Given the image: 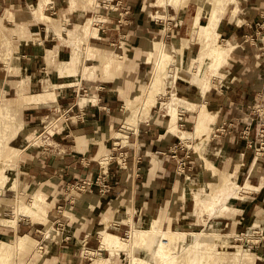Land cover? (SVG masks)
I'll list each match as a JSON object with an SVG mask.
<instances>
[{
  "label": "crops",
  "instance_id": "obj_1",
  "mask_svg": "<svg viewBox=\"0 0 264 264\" xmlns=\"http://www.w3.org/2000/svg\"><path fill=\"white\" fill-rule=\"evenodd\" d=\"M44 1L0 0V102L20 106L15 108L25 124L12 142L25 138V144L13 147L21 151L17 164L23 195L31 200L40 192L48 205L46 223L23 217L17 229H7L36 241V255L26 264H91L85 251L100 248V232L123 237L133 226L147 228L154 221L163 230L211 228L230 234L235 246L248 245L242 236L259 228L263 239L250 243L257 255L254 264H264V155L254 149L264 130V0L227 5L217 32L220 43L229 42L233 51L205 94L203 84L173 80L167 86L169 93L176 92L191 104L179 108V129L195 132L197 119L205 112L203 135L184 140L173 133L172 116L156 102L159 106H153L148 120L129 135L128 144L115 138L125 121L123 106L145 90L143 80L152 72L164 42L170 40L185 60L199 55L202 44L193 24L198 15L207 22L210 11L199 12L193 1L176 8L161 7L159 0H111L113 9L99 0L102 19L94 28L97 36L92 29L86 52L76 56L77 41L68 31L97 12L85 0H76V6L71 0H47L45 9L60 20L54 26L34 12ZM73 60L74 74L63 75ZM54 87L55 100L28 102ZM21 93L28 103H21ZM243 130L248 132L244 138ZM34 132H41L47 146L30 145L28 134ZM103 171L108 173V192L94 185L85 192L72 189L75 184H93ZM222 174L231 175L240 186L249 183L256 191L231 198L230 209L222 216L205 209L197 212L196 193L220 184ZM3 200L0 214L12 208ZM1 230L6 231L0 226ZM111 261L122 264L120 255Z\"/></svg>",
  "mask_w": 264,
  "mask_h": 264
},
{
  "label": "bare ground",
  "instance_id": "obj_2",
  "mask_svg": "<svg viewBox=\"0 0 264 264\" xmlns=\"http://www.w3.org/2000/svg\"><path fill=\"white\" fill-rule=\"evenodd\" d=\"M47 2L48 1L46 0L42 4L39 3L40 5H38L37 7L42 17L48 16L45 13V4L50 3ZM234 2L235 0H214V8L212 11L209 12L210 14L207 23L202 24L200 20V15L195 20L194 25L199 34L203 37L205 48L200 56V61L194 63L197 64V66L193 65L192 72L194 76L204 81L203 86H200L203 89V94H205L206 91H208V89H210V87L214 85L213 78L216 76L215 74L222 69L224 63L228 61L230 53L233 51V45H231L229 42L220 43V35L217 32V29L221 17L226 11L227 5ZM168 4L167 2H163L161 7H167ZM71 5L75 6L76 0H71ZM48 18L51 22H53V24L57 21H60H55L56 19L54 20L50 16ZM92 24H94V19L89 18L84 24L85 30L87 31L89 27H92ZM94 30H96L94 34L95 36H97L98 30ZM74 51L77 56L79 53V49L75 47ZM159 52L160 57L156 68L157 70L151 78L150 86L145 96V101L147 103L144 101V103L141 104L142 108H138L139 104H137L136 106L132 100L130 103L128 102L126 105L123 106L124 114L127 115L126 122L122 127H120V131L117 133L116 140L123 139V141L121 140L122 142H128L129 135L132 132L136 131V128H138L139 126V122L141 119L138 121L136 118L142 117L141 110H143L144 115L147 114L149 117L151 108L156 102L157 95L161 94V92L165 90L164 82L165 79H167L166 76L170 63L175 61V49L170 43H164L162 44ZM153 53L154 52H150L149 54V62H151L154 57ZM76 56H74V59L76 58ZM207 60L209 61L208 66L204 67L205 61ZM74 64L75 60L65 65L66 68L65 71L62 72V74H71L73 72L72 66H75ZM85 70L89 72L90 69L86 67ZM55 89L56 87H54L53 90L46 89L43 95L36 96L35 99H30L28 102H42L45 100L44 97H47L49 100H55ZM170 99V102L163 103V105L167 106L166 108L168 109L169 114L172 116V121L170 122L171 131L173 133L179 134L184 140L202 136L203 132L206 130V122L208 121L207 114L204 112V116L201 115L197 119L198 122L195 128V132H183L179 129L177 123V119H179V108H191V104L184 101L176 94H173ZM84 101L85 99H82V102ZM7 115H9L8 107H1L0 119L2 120L4 118H7ZM136 120L138 123L136 122ZM11 128L15 127L11 126ZM11 128L8 125H4L3 130H1L0 132V137L2 139L0 140V146L3 140L10 139L6 138L8 135H11V139L15 138L19 131H21L22 127H18L15 130H12ZM0 156H2V151H0ZM211 167L213 166L211 165ZM4 172L5 170L4 168H2V170H0V184H4V182H7L6 180H8V176L4 175ZM231 177V175H226L225 178L228 181L215 187L211 192H205V194H203L204 189L202 188L201 195L199 193H196L195 202L197 204V212L203 211V209H205L211 215L217 214L218 216H222L224 215V212L229 211L230 208L228 202L229 200H231V198L239 199L242 198L243 192H252V190H255V188L249 183L245 186H240L237 182H234L233 180L229 181ZM46 204L47 202L43 194L37 192L35 195L32 196L30 202L19 200V204L15 210L12 219H1L0 224L4 227L15 228L16 224H18L19 222V219L24 216H32L34 218L41 219L43 222H47L48 211L45 208ZM258 225L259 224L256 223L254 227H257ZM253 231L254 232L252 234L242 236L243 240H246L248 242L255 240L256 235L260 233V229L254 228ZM100 233V248L98 250L86 249L85 251V253L89 255L93 261V263L91 264H108L112 258L116 257V255H120V252L126 253L129 259V264H154L155 260H157L156 264H181V261H179L178 259L179 256L182 254L185 255V261L182 264H220L224 262L225 252L220 251L219 247L220 245H222V248L226 247V241L231 242L230 238L232 239L230 234L223 235L216 231H206V229L202 232L161 230L157 228L156 221H154L147 228L133 226V228L128 232L127 236L125 237H119L105 230ZM235 237L241 236L236 235ZM24 240L25 239L20 237L16 243L12 244L0 240V264H7L6 261L11 256V249L13 248V246H23ZM219 241L221 242V244H218ZM142 249L146 251H153L154 260L152 262H150L149 260L147 261L137 255L136 252ZM102 251L109 252L110 258H105L102 254ZM256 257L257 255L250 249L242 250L240 248H237V250L234 251L232 254L233 261L231 264H243L244 261L247 263L254 264Z\"/></svg>",
  "mask_w": 264,
  "mask_h": 264
},
{
  "label": "rangeland",
  "instance_id": "obj_3",
  "mask_svg": "<svg viewBox=\"0 0 264 264\" xmlns=\"http://www.w3.org/2000/svg\"><path fill=\"white\" fill-rule=\"evenodd\" d=\"M85 1L87 3H89L91 8H93L95 10V12H97L95 14V16L93 17L94 24H92V27H89L87 29V31H86L85 28H84V24L89 19L88 18L87 20H85L83 25L77 26L75 31H68L69 37L72 36L73 39L75 41H77V42L73 43L74 44L73 47H76V48L79 49V51H82V54H84V52H86V49L88 48V46L86 44V41H88V39H89L90 31L92 29L94 30V28L97 27L95 25L98 22V20L102 19V17H99V13H98V12H101V8H98L99 7V5H98L99 0H85ZM191 1L197 3V5L199 7V12H209V11H212L213 8H214V6H213L214 5V0H167V1L166 0H159L158 4L162 5L163 2H167V4L169 3L170 5H172V6L176 7V8H178V7L180 8V7L184 6L185 4H187L189 2L191 3ZM104 2L106 3L105 5H108V8H112V7H110L111 0H104ZM35 11H38V8H36ZM47 11L48 10L45 9V13L48 16L47 17L43 16V17L44 18L46 17L45 19L49 20L48 17L50 16V12L51 11H48V12ZM38 12H40V11H38ZM43 17H42V19H44ZM89 17H91V16H89ZM197 17H199V15ZM208 17H209V15H208ZM206 23L207 22H205V21L202 22V24H206ZM94 31L96 32V30H94ZM193 33L196 36L199 35L200 42L202 44V47H201L202 49H201V52L199 53L198 56H193L192 58H189L188 60H185L180 55L181 51H177L175 46L172 45L174 47V49H175V53H174V60L175 61L170 63L169 69L167 71V76H166L167 79H165V82H164V89L165 90L162 91L161 94H158L157 98H156V102L162 104V107H164V106L167 107L166 105H163V103L170 102L171 101V99H170L171 95L176 93V92L169 93V91L167 89V86L173 80H175V81L178 80V81L185 82L187 84L189 83V84H193V85H197V86H201L202 84H204V81H202L201 79H199L198 77L193 75L192 67H193V65L197 66V64H194V63L200 61V56H201L202 52L204 51L205 43L203 41V37L199 34V32L197 31V29H196L194 24H193ZM164 43H170L171 44L170 40L168 42L166 41ZM90 56H92L93 58H98L97 55H90ZM106 56L107 55H105L104 57L101 58V62H105L104 58ZM159 57H160V53L156 54V56L154 57L153 65H152L153 70L148 75V77H146V79L143 80V83H145V85H146L145 90L138 92L137 96L134 97V99H132L133 103H135L136 106H137V104H139L138 108H140L141 104H143L144 101H145L146 92H147V90H148V88L150 86L151 78L153 77V75L155 74V72L157 70L156 68H157ZM208 63H209L208 60L205 61L204 67H207ZM227 63H228V61L224 63V66ZM89 71H91V69ZM221 71L222 70H220L219 72H217L215 74L216 76L213 78L214 84L218 80V78L220 77V72ZM86 72H88V71H86ZM44 99L47 100V98H44ZM20 100H21V103H23V104L24 103H28V102H25L26 98H25V96L22 93L20 94ZM132 100H129V103ZM156 102H155L154 106L157 104ZM156 106L158 107L159 104L156 105ZM1 107L2 108H7L8 107L9 115H7V118H4L2 120L0 119V132H1V130H3L4 125L10 126V128H11V126L15 127V128H11L12 130H15L18 127H22V128H21V131H19V133L13 139H11V135H8L6 138H10V139L3 140V142L1 143V146H0V151H2V156H0V170H2V168H4V170H5L4 173L5 174L4 173L3 174L8 176V180H6L7 182H4V184H0V203L5 202V200H3V198H4V199H7L6 202H8V204H10V206L12 207L11 210H5V211L3 210L2 211V214H0V220L1 219H12V217H13V215L15 213V210H16L18 204H19V200H23L25 202H30V200H29L30 197L23 195L24 189H23V185L21 184V181H20V178H19L20 169H19V165L17 163H18V160H19L18 158L21 156V151L18 150V149H14L13 148V147L17 148V145L15 144L17 142L25 144V142H24L25 138H24V136L22 138L20 137L19 138L20 140L18 139L16 142L12 143L13 141H15L22 134V132L24 130V126H25V124H24V122L22 120V115H21L20 110L18 108H15V107H20V106H18V105L14 106V104H12L11 102H7L6 100H3L2 102H0V108ZM141 111H142L141 112L142 113V117L136 118V119L138 121L141 119L140 122L148 120V118H149L148 115L147 114L144 115L143 110H141ZM126 117H127V115L125 114V121L123 122L121 127L126 122ZM145 117H147V118H145ZM137 120H136V122H137ZM140 122H139V124H140ZM118 129L119 130L116 132L115 138L117 137V133L120 131V128H118ZM136 131H137V128H136ZM28 135H29L28 141H29L30 145H32V146L44 147V146H47L46 144L49 143V141L47 143H44V141L46 139H44V141H43L41 132H34L33 135H31V134H28ZM0 136H1V134H0ZM0 140H2L1 137H0ZM121 140L123 141V139H120V141ZM26 144H28V142ZM123 144H127V143L123 142ZM207 166H208L207 168H209L210 170L212 169L211 171H212V173L214 175L218 174V170L216 168L213 169V167H211L210 163H207ZM226 175H224V174L221 175L220 184H218V185H216L214 187L212 185H210L206 189L204 188L203 194H205V192L207 193V192L213 191V189L215 187H217V186L221 185L222 183H225L226 181H228L225 178ZM232 180L234 182H236V180L233 177H231L229 181H232ZM8 190H11V191H8ZM35 194H33V195H35ZM32 196H31V198H32ZM45 208L48 211V205L47 204L45 205ZM196 210H197V204H196ZM4 213H6V214H4ZM24 217L31 218V219H33L35 221L43 222L41 219H37V218H34L32 216H24ZM21 218H23V217H21ZM43 223H46V221L43 222ZM156 225H157L158 229L163 230L159 226L158 222L156 223ZM0 226H1V228H5V230H6V231H4V230L0 231V240L6 241L7 243L12 244V243H16L17 240L20 237L25 239L24 242H23V246L22 245L20 247H16L15 245L13 246V248L11 249V256L6 261L7 264H26L30 257H33L34 255H36L35 253L37 252V248H36V241L34 239H32L29 236L22 235V234L17 235L15 233H10V232L7 231V229L9 227H4L1 224H0ZM17 227H18V224H16L15 228H10V229H17ZM168 230H171V229H168ZM174 231H177V230H174ZM181 231H183V230H181ZM202 231L203 230L197 231V232H202ZM206 231H215V230L211 229V228L210 229L206 228ZM184 232H188V231H184ZM48 233H49V231L45 230V234L48 235ZM127 234L125 236H127ZM125 236H123V237H125ZM260 236H261V233H259V235L257 234L256 235V239L253 240L252 242L260 243L261 240L263 239V237L262 236L260 237ZM231 243L232 242H227L226 241L225 244L227 246L223 247V248H222V245H220V247H219L220 251L225 252L224 262L220 263V264H231L232 261H233L232 254H233L234 251L237 250V248H240L242 250H246V249H250L251 250V246H252V244L250 242H246L248 244L246 246H235V245H231ZM218 244H221V242L219 241ZM105 253L107 255H105ZM105 253H104V257L105 258H110L109 252H105ZM136 253L141 258H143V259H145L147 261L149 260L150 262H152L154 260L153 251H151V250H147L146 251V250L142 249V250H138ZM184 256H185L184 254L179 256L178 260L181 261V264L184 263V261H185ZM120 257H121V260H122V262H121L122 264H129V259H128V257H127L125 252H120ZM116 258L119 259V255H116ZM91 263H93V262H91ZM156 263H157V260H155L154 264H156ZM108 264H112V261H110ZM243 264H253V263H247V262L244 261Z\"/></svg>",
  "mask_w": 264,
  "mask_h": 264
},
{
  "label": "built area",
  "instance_id": "obj_4",
  "mask_svg": "<svg viewBox=\"0 0 264 264\" xmlns=\"http://www.w3.org/2000/svg\"><path fill=\"white\" fill-rule=\"evenodd\" d=\"M247 133H248L247 130H243V132L241 134L242 138H244L247 135ZM254 149H255L256 154H258V156L264 155V130H262L261 134L259 135V145ZM182 166H183V164L181 165V167ZM185 176H186L187 180H191V175L185 174ZM92 185L98 186L100 192H108L110 186L108 184V173H107V171H103L101 174H99L97 177V180L93 184H92V182L75 184V185H72V189L80 191V192H85ZM82 254H83V252H82Z\"/></svg>",
  "mask_w": 264,
  "mask_h": 264
}]
</instances>
